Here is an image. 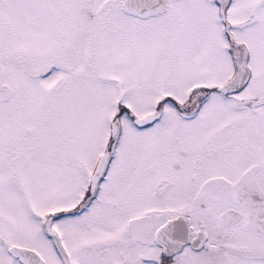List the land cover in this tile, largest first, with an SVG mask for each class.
<instances>
[{
	"label": "snow or ice",
	"instance_id": "snow-or-ice-1",
	"mask_svg": "<svg viewBox=\"0 0 264 264\" xmlns=\"http://www.w3.org/2000/svg\"><path fill=\"white\" fill-rule=\"evenodd\" d=\"M0 264H264V0H0Z\"/></svg>",
	"mask_w": 264,
	"mask_h": 264
}]
</instances>
